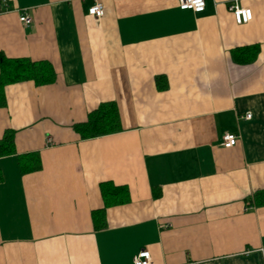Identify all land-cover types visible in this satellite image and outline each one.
<instances>
[{
    "label": "crops",
    "instance_id": "obj_1",
    "mask_svg": "<svg viewBox=\"0 0 264 264\" xmlns=\"http://www.w3.org/2000/svg\"><path fill=\"white\" fill-rule=\"evenodd\" d=\"M101 1L98 18L93 0H0V52L57 73L5 86L0 139L14 130L16 153L0 157V264H134L142 249L152 264H264V0H237L246 24L236 0ZM251 44L255 60L236 62ZM108 101L122 130L82 139L72 125ZM30 152L41 167L22 173ZM106 181L130 199L97 229Z\"/></svg>",
    "mask_w": 264,
    "mask_h": 264
},
{
    "label": "trees",
    "instance_id": "obj_2",
    "mask_svg": "<svg viewBox=\"0 0 264 264\" xmlns=\"http://www.w3.org/2000/svg\"><path fill=\"white\" fill-rule=\"evenodd\" d=\"M260 50L259 44L239 46L232 50L233 59L241 64L255 60ZM57 73L53 65L46 60L33 61L29 58H11L0 52V107L7 104L5 86L17 82L32 80L36 85H46L55 82ZM160 80V78H159ZM159 87H163L160 85ZM73 129L82 139L94 138L122 130L118 106L114 101L102 102L89 112L85 121L74 123ZM16 153L15 131L7 129L0 139V157ZM22 173L37 170L41 167L39 154L27 153L18 155ZM105 207L92 212L96 228L106 225V208L111 204L127 202L130 199L129 190L117 186L111 181L100 185ZM256 204H264V191L256 193Z\"/></svg>",
    "mask_w": 264,
    "mask_h": 264
},
{
    "label": "built area",
    "instance_id": "obj_3",
    "mask_svg": "<svg viewBox=\"0 0 264 264\" xmlns=\"http://www.w3.org/2000/svg\"><path fill=\"white\" fill-rule=\"evenodd\" d=\"M179 7L184 10L203 12L206 7V0H180ZM229 10L232 12L237 24L249 23L253 18L252 9L242 6L237 0L229 6ZM88 12L90 15L98 18L103 17L105 14V5L101 0H93V4L89 7ZM20 21L27 25L32 23L33 18L26 9L22 10ZM244 117L251 118L252 114L247 113ZM239 140L238 134L227 133L223 137L222 145L229 148L238 144ZM134 264H152L151 252L148 249L140 250L134 257Z\"/></svg>",
    "mask_w": 264,
    "mask_h": 264
}]
</instances>
